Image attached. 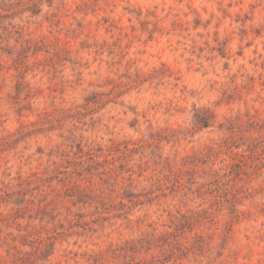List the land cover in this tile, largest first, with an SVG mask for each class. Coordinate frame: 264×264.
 Here are the masks:
<instances>
[{"label": "rangeland", "instance_id": "1", "mask_svg": "<svg viewBox=\"0 0 264 264\" xmlns=\"http://www.w3.org/2000/svg\"><path fill=\"white\" fill-rule=\"evenodd\" d=\"M0 264H264V0H0Z\"/></svg>", "mask_w": 264, "mask_h": 264}]
</instances>
